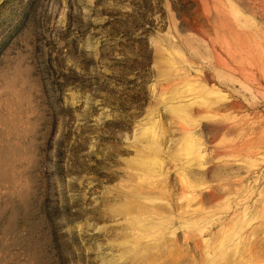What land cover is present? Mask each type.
Masks as SVG:
<instances>
[{
    "label": "rangeland",
    "instance_id": "374dc122",
    "mask_svg": "<svg viewBox=\"0 0 264 264\" xmlns=\"http://www.w3.org/2000/svg\"><path fill=\"white\" fill-rule=\"evenodd\" d=\"M0 264H264V0H0Z\"/></svg>",
    "mask_w": 264,
    "mask_h": 264
}]
</instances>
